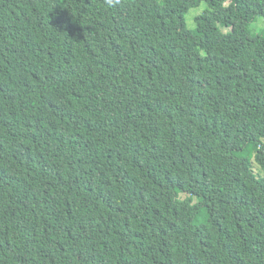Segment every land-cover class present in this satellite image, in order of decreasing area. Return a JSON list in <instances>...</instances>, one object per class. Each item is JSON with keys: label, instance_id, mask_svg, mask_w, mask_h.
Listing matches in <instances>:
<instances>
[{"label": "trees", "instance_id": "16d2710c", "mask_svg": "<svg viewBox=\"0 0 264 264\" xmlns=\"http://www.w3.org/2000/svg\"><path fill=\"white\" fill-rule=\"evenodd\" d=\"M258 17L264 0H0V264H264Z\"/></svg>", "mask_w": 264, "mask_h": 264}, {"label": "rangeland", "instance_id": "374dc122", "mask_svg": "<svg viewBox=\"0 0 264 264\" xmlns=\"http://www.w3.org/2000/svg\"><path fill=\"white\" fill-rule=\"evenodd\" d=\"M205 8L206 5L204 3H201L199 6L193 7L189 10V12L185 17V21L188 29H193L195 27L194 18L200 15ZM263 26H264V19L262 17H258L256 22L252 24L251 29L254 33H257L263 28ZM227 31H228L227 29H222L223 34H225ZM223 34L212 38L211 41H212L213 50H219L224 48L225 38ZM13 215H14V222L19 232L26 233L27 241L31 242L33 240L32 231L23 218V212L20 210V208L15 207V209L13 210Z\"/></svg>", "mask_w": 264, "mask_h": 264}, {"label": "clouds", "instance_id": "9594fccd", "mask_svg": "<svg viewBox=\"0 0 264 264\" xmlns=\"http://www.w3.org/2000/svg\"><path fill=\"white\" fill-rule=\"evenodd\" d=\"M120 3V0H105V4L107 7L112 8Z\"/></svg>", "mask_w": 264, "mask_h": 264}]
</instances>
